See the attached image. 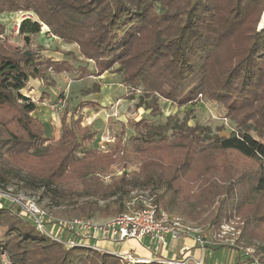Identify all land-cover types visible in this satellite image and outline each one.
I'll use <instances>...</instances> for the list:
<instances>
[{
  "label": "trees",
  "instance_id": "trees-1",
  "mask_svg": "<svg viewBox=\"0 0 264 264\" xmlns=\"http://www.w3.org/2000/svg\"><path fill=\"white\" fill-rule=\"evenodd\" d=\"M263 11L264 0H0V15L23 12L35 16L18 24L17 34L26 48L45 25L50 35L76 44L81 55L93 61L92 75L120 73L124 86L141 88L146 97H153L144 104L151 112L157 111L159 97L177 107L192 104L198 97L225 105L239 131L213 137L210 146L234 151L249 159L254 168L232 180L211 225L219 226L230 207L244 220L248 238L264 246V28L257 30ZM33 55L0 43V183L7 186L11 179L29 190L42 189L57 205L71 194L85 198L75 211L87 219L96 213L127 212L122 196L138 187L151 188L153 203L166 209V195L154 192L165 187L172 200L177 198L172 184L185 178L197 138L204 132L186 123L173 125L172 136L177 141L171 148L190 156L182 163L173 159L165 165L152 158L153 135L146 133L132 145L137 154L147 157L138 173L112 176L103 187L102 173L115 161H123L124 153L119 157L121 149L115 148L100 156L94 151L86 161H74L73 154L97 133L79 128L73 111L61 116L62 138L44 147L48 139L43 125L32 117L36 104L22 94L30 78L41 77ZM69 71V67L57 68L55 73ZM73 182L78 186H65ZM90 199H113L112 206L100 208ZM0 228L10 234L4 245L0 243V255L5 254L11 264H123L115 253L63 247L3 200ZM156 260L134 264H170L165 258L164 262Z\"/></svg>",
  "mask_w": 264,
  "mask_h": 264
},
{
  "label": "rangeland",
  "instance_id": "rangeland-1",
  "mask_svg": "<svg viewBox=\"0 0 264 264\" xmlns=\"http://www.w3.org/2000/svg\"><path fill=\"white\" fill-rule=\"evenodd\" d=\"M25 18L36 19L31 13L1 14L0 43H6L18 53L26 51L28 55L34 54L35 60L38 61L37 65H40L41 77L30 78L22 94L36 104V111L32 113V117L37 118L43 125L45 137L48 139L44 147L53 145L62 138L61 116L64 111L66 114L73 111L75 118L79 120V128L86 127L91 132L97 133L92 142L85 143L73 154L74 161H82L89 156L88 153L94 151L100 156L110 154L115 148L121 149L119 157H122L124 153L123 161H115L102 173L101 181L104 187L110 183L109 178L112 176L117 178L125 172L128 177H131L133 173H138L140 165L147 157L146 154H137L132 145L143 140L146 133L153 135L151 139L154 143L150 148L152 158L165 165L171 163L173 159L182 163L190 156L184 151L176 152L171 148L177 141V138L172 136V126L186 123L187 127L201 129L204 134L197 138L195 154L189 159L185 178H177L172 184V190H176L177 198L172 200L168 195L170 192H165V187L156 189L154 193L166 195L167 207L163 210L167 213L175 214L190 224L206 229L212 227V218L217 214L221 201L226 198L227 191L233 184L232 180L241 175H247L254 168L249 159L238 153L230 150L219 151L210 146L213 137H227L239 131V128L227 116L225 105L198 97L192 104L177 107L159 97L155 100L157 111L151 112L145 109L144 104L151 103L154 100L153 97H146L141 88L124 86L120 73L105 72L101 76L92 75L90 71L93 70V61L85 59L76 44L65 43L50 35L45 25H42L40 34L26 48L17 34V26ZM68 67L70 68L68 73H55L57 68L67 69ZM78 67H86L89 72ZM86 74L87 78L84 77ZM88 102L95 103L87 108H76ZM162 139H166L167 143L160 142ZM104 142L107 143L104 144ZM158 171L160 169L157 173ZM163 175L165 178L166 173ZM169 175H171L170 172H168ZM7 183V186L0 183V193H12L25 197L40 204L59 218L81 217L77 215L75 208L85 198H77L71 194L65 202H57V205L56 201L48 197L49 195L43 194L42 189L29 190L26 189L25 184L11 179L7 180ZM65 186L77 187L78 184L73 182ZM127 190V188L124 189V191ZM152 193L151 188L131 189L128 195L122 196L127 211L140 206L138 198L152 197ZM112 200L90 199L100 208L106 205L112 206ZM223 205L225 208L226 204L223 203ZM225 211L227 217L222 219V222H233L234 227L240 230V236L235 241L238 251L242 252L243 249L249 248L264 262V246L255 239H249L244 233L245 223L241 216L232 212L230 207H227ZM186 213L191 214L190 217H187ZM116 215L118 214L100 216L96 213L91 219L103 221ZM9 236L7 230L0 228L1 244L4 245ZM98 245L105 249H113V246L107 243L98 242ZM114 250L119 253L132 252L133 256H149L144 245L134 240L124 242L116 246ZM215 253L209 257V262L216 261L221 264L223 253Z\"/></svg>",
  "mask_w": 264,
  "mask_h": 264
},
{
  "label": "built area",
  "instance_id": "built-area-1",
  "mask_svg": "<svg viewBox=\"0 0 264 264\" xmlns=\"http://www.w3.org/2000/svg\"><path fill=\"white\" fill-rule=\"evenodd\" d=\"M263 28L264 11L260 15L257 30ZM1 200L23 215L45 237L63 247L83 246L100 253H115L123 264L146 261V259L133 256L131 252L119 253L114 250L116 246L124 242L134 240L144 245L154 259L157 257L156 261L164 262V258L158 257L162 250L166 249L170 242H179L186 238H189L193 246L199 250V257L185 255L190 248L183 246L180 249L183 258L165 262L170 264H212L208 263L209 257L212 250L218 248L237 254L241 260L240 264H264L254 255L253 250L246 248L242 252L238 251L235 241L240 236V230L234 227L233 222H222L217 227L212 226L206 229L190 224L179 216L167 213L157 207L153 203V197H140L137 199L140 205L138 208L103 221L82 217L59 218L40 204L12 193H0ZM98 242L110 244L113 249H105L99 246ZM0 258L3 264H11L5 254L0 255Z\"/></svg>",
  "mask_w": 264,
  "mask_h": 264
},
{
  "label": "crops",
  "instance_id": "crops-1",
  "mask_svg": "<svg viewBox=\"0 0 264 264\" xmlns=\"http://www.w3.org/2000/svg\"><path fill=\"white\" fill-rule=\"evenodd\" d=\"M108 245H110V244H108ZM183 246L190 248L189 251L185 253V255L193 256L195 258L199 257V255H200L199 250L193 246V243L189 238H186V239L181 240L179 242H170L169 245L167 246V248L162 250L160 257L165 258L166 260H173V259L181 258L180 249ZM144 248H145V250H147L145 246H144ZM147 252L149 253V256H147V257H140V256H136V255H135V257L141 258V259H146V260L152 259L153 256L150 253V251L147 250ZM217 252L223 253V260H222L221 264H238L241 261L239 259V257L237 256V254L232 253L231 251H228V250L214 249V250H212L211 255H213L214 253L217 254ZM208 263H210L209 260H208ZM214 263L218 264V262H216V261Z\"/></svg>",
  "mask_w": 264,
  "mask_h": 264
},
{
  "label": "water",
  "instance_id": "water-1",
  "mask_svg": "<svg viewBox=\"0 0 264 264\" xmlns=\"http://www.w3.org/2000/svg\"><path fill=\"white\" fill-rule=\"evenodd\" d=\"M18 27V26H17ZM181 258H183V255H181ZM181 258H177V259H173V260H179V259H181Z\"/></svg>",
  "mask_w": 264,
  "mask_h": 264
}]
</instances>
